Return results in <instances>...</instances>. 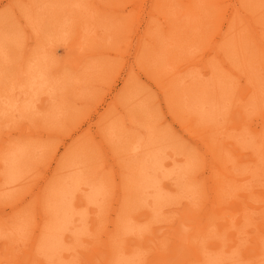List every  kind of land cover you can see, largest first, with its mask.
I'll use <instances>...</instances> for the list:
<instances>
[{
    "label": "bare ground",
    "instance_id": "obj_1",
    "mask_svg": "<svg viewBox=\"0 0 264 264\" xmlns=\"http://www.w3.org/2000/svg\"><path fill=\"white\" fill-rule=\"evenodd\" d=\"M196 1L151 0V24L158 27L157 19L163 17L172 26L164 31L175 30L177 25V34L191 29L204 34L210 24L214 27L219 21L222 1L203 0L199 12L189 19L192 13L187 9ZM30 3L28 15L36 21L38 30L42 29L43 24L50 23L53 4ZM63 3L66 16L72 10L79 11L76 0ZM242 7H233L228 19L226 54L232 57L233 50L239 57L250 56V62L262 61L264 4L244 0ZM152 25L140 41L138 64L161 88L170 83L171 74L182 80V84L172 83L163 92L168 94L174 119L189 134L199 133L210 150L208 177L195 175L191 157L169 150L138 117L148 104L143 100L139 79L130 72L114 98L123 115L115 117L116 109H109L95 124L121 172L120 207L106 239L97 244L96 226L106 211L108 191L99 173L87 169L84 148L86 143H93L90 131L65 147L48 183L25 206L19 204L38 184L17 190L26 177L23 167L30 165L34 149L8 137L0 142V264H264V73L259 74L256 85L247 87L248 91L240 90L239 105L233 99V87L226 85L222 75L209 69L192 73L187 63L176 67L179 61L174 53L187 52V45L177 40V34L167 41L170 46H160L159 56H150V50L165 41V33ZM121 33L115 39L121 37L117 41L122 42L126 35ZM9 39V35L0 33L1 56ZM257 41L263 47L250 50V44ZM143 56L147 60L143 61ZM3 58L9 61L7 55ZM220 59L229 62L226 55ZM26 64L18 71L17 83L7 84L0 72V115L26 114L42 108L67 82L71 92L85 98L98 86L90 74L52 83L44 57ZM239 113L240 120L234 124ZM213 124L222 126L218 143L211 137L217 132ZM80 127L73 126L69 137ZM46 128L48 132L54 129ZM57 151L54 148L51 157L55 158ZM199 189L208 193L212 190V197L200 200ZM133 203L136 213L132 214ZM31 215L32 225L28 221ZM160 232L169 235V243L152 240Z\"/></svg>",
    "mask_w": 264,
    "mask_h": 264
},
{
    "label": "rangeland",
    "instance_id": "obj_2",
    "mask_svg": "<svg viewBox=\"0 0 264 264\" xmlns=\"http://www.w3.org/2000/svg\"><path fill=\"white\" fill-rule=\"evenodd\" d=\"M63 1L0 0V33L10 36V39L7 40V47L4 48L6 52L3 56H1L2 53L0 54V72L4 74L3 77L7 84L17 83L20 79L18 71L24 63L28 65L33 59L44 57V63L52 83H63V80L66 81L68 78H82L86 74H90L91 79H97L98 86L93 87L85 98L71 92L67 82L59 89L57 96L55 95L49 101L44 102L42 108L26 114L0 115V142L9 137L11 141L28 143L33 146L34 154L29 161L30 165L27 164L23 167L26 177L17 191L23 187L33 186L36 182L38 185L36 184L34 190L25 196L22 203L20 202L19 205L25 206L48 183L55 169L56 160L65 147L81 133L90 131L93 143H86L87 146L84 148L87 152V169L92 173H99L104 189L108 191L105 203L106 211L96 226L97 244H101L103 239H106L108 231L112 229L116 211L120 207L119 200L122 192L120 189V166L108 144L98 133L95 124L100 117L108 113L109 109L110 111L116 109L115 117L123 115L117 99L115 103L114 98L118 96L120 88L130 72H133L139 79L138 84L144 94L143 100L148 104V107L138 113V117H141L145 125L153 130L158 141L171 151L189 155L191 164L195 168V175L200 173L208 177L212 155L206 148L201 135L199 133L197 136L189 134L170 113L168 94L163 91L168 89L172 83L182 84V80L176 74H171L170 83L166 84L165 89L161 88L144 73L143 67L138 64L140 41L148 32L149 26L152 25L151 21L154 19L152 5H150L151 0H76V7L79 8V11L72 10L73 12L69 16L64 13L65 4ZM202 1H196L194 6L187 9L192 13L188 16L189 19L199 12L197 11L198 6ZM221 1L219 21L214 27L210 24L204 34L192 32L194 29H191L189 33L177 34L175 30L180 27L177 25H175V30L173 28L164 31L165 27L172 26L165 23L163 17L158 18L159 26L154 24L152 26H156L160 33H165V39H163L165 41L161 42L157 48H152L150 56L155 58L162 49L160 46L163 45V48L170 46L167 41L177 34V40L184 43L183 45H187V52L185 51L182 55L180 52L174 53L176 60L179 61L176 67L187 63L192 66V73H200L209 69L211 73L219 77L222 75V80L226 85L233 87V99L241 105L238 101L240 90L243 89L246 92L248 91L247 87L256 85L260 81L259 74L264 73L262 68L264 60L250 62V56L239 57L233 50L230 51L232 57L226 54L230 32L228 31V19L232 14L233 7H242L244 0ZM255 1L264 4V0ZM30 2L38 6L39 4H53L50 9L52 10L49 17L50 23L43 24L42 29L38 30L36 21L28 15L32 6ZM244 11L249 13L248 10ZM203 24L206 25V23ZM203 24L199 23L198 26ZM121 26L122 30H120ZM119 31L122 32L121 35H126L122 42L117 41L121 37L115 39ZM188 34L190 37L185 41L184 38ZM166 35L168 36L166 37ZM256 39L258 40V37ZM92 40L94 42L91 45ZM256 43L250 44V50L254 51L263 47L259 45L260 41ZM5 55L9 61L3 58ZM225 55L229 62L220 59V57L225 58ZM145 60L147 58L143 59V61ZM90 65L97 67L95 66L96 69L95 67L88 68ZM253 65H259V67H253ZM260 68L262 69L260 70ZM179 79L180 81H178ZM93 95L96 96L91 97ZM59 111L60 114H58ZM57 114L61 117L59 118ZM240 117L239 113L233 123L236 120L239 121ZM107 120L110 122V119ZM77 124L81 127L73 137H69V133L74 129L72 127ZM213 125L217 132L213 133L211 137L217 142L221 135L219 127L222 126ZM46 127L54 129L52 132H48L49 129ZM201 128L199 127V129ZM54 148L58 149L55 158L51 157ZM221 157L223 156L221 155ZM219 178H221V174L217 175L215 179L219 180ZM211 191L208 193L207 189L205 191L199 189L197 193L200 195V200L211 198ZM202 194L204 195L202 196ZM134 207L135 203L130 209L132 214L136 213ZM28 221L32 225L34 215H31ZM163 234L165 233L160 232L152 240H156L157 243L162 241L169 243V235ZM152 240H149V243L154 245Z\"/></svg>",
    "mask_w": 264,
    "mask_h": 264
}]
</instances>
